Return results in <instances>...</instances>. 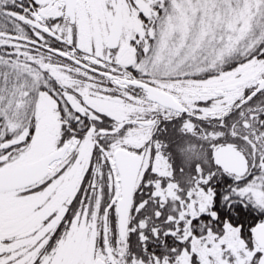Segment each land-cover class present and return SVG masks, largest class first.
<instances>
[{"label": "snow or ice", "instance_id": "snow-or-ice-1", "mask_svg": "<svg viewBox=\"0 0 264 264\" xmlns=\"http://www.w3.org/2000/svg\"><path fill=\"white\" fill-rule=\"evenodd\" d=\"M0 264H264V0H0Z\"/></svg>", "mask_w": 264, "mask_h": 264}]
</instances>
